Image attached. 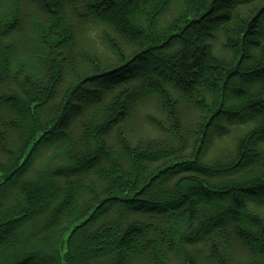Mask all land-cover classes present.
Returning <instances> with one entry per match:
<instances>
[{
  "label": "trees",
  "instance_id": "obj_1",
  "mask_svg": "<svg viewBox=\"0 0 264 264\" xmlns=\"http://www.w3.org/2000/svg\"><path fill=\"white\" fill-rule=\"evenodd\" d=\"M0 264H264V0H0Z\"/></svg>",
  "mask_w": 264,
  "mask_h": 264
}]
</instances>
